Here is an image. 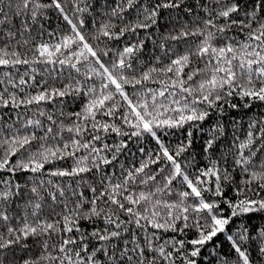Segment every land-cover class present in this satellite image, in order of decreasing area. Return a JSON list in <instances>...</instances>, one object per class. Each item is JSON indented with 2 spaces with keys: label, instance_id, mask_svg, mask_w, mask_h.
<instances>
[{
  "label": "snow or ice",
  "instance_id": "1",
  "mask_svg": "<svg viewBox=\"0 0 264 264\" xmlns=\"http://www.w3.org/2000/svg\"><path fill=\"white\" fill-rule=\"evenodd\" d=\"M0 264H264V0H0Z\"/></svg>",
  "mask_w": 264,
  "mask_h": 264
}]
</instances>
